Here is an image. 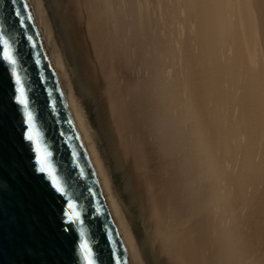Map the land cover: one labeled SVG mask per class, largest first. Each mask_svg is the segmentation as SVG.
<instances>
[{
	"label": "bare ground",
	"instance_id": "1",
	"mask_svg": "<svg viewBox=\"0 0 264 264\" xmlns=\"http://www.w3.org/2000/svg\"><path fill=\"white\" fill-rule=\"evenodd\" d=\"M130 264H264V0H28Z\"/></svg>",
	"mask_w": 264,
	"mask_h": 264
},
{
	"label": "water",
	"instance_id": "2",
	"mask_svg": "<svg viewBox=\"0 0 264 264\" xmlns=\"http://www.w3.org/2000/svg\"><path fill=\"white\" fill-rule=\"evenodd\" d=\"M0 42V264H130L28 0H0Z\"/></svg>",
	"mask_w": 264,
	"mask_h": 264
},
{
	"label": "snow or ice",
	"instance_id": "3",
	"mask_svg": "<svg viewBox=\"0 0 264 264\" xmlns=\"http://www.w3.org/2000/svg\"><path fill=\"white\" fill-rule=\"evenodd\" d=\"M0 59H5V60H7L8 63H12V64L15 63V61L12 60L10 56L4 55V49H3V46H2V42H0ZM17 83H19V81H17ZM21 94H22V90H21ZM20 103H23L22 99L20 100ZM29 120H30V117H29ZM27 140L30 141V142L35 143L34 138H33L32 135H28L27 136ZM37 163L40 165L39 171L41 173H43L45 171V163H46V161L37 160ZM56 190L59 191V186H56ZM66 222L70 223L68 221H66Z\"/></svg>",
	"mask_w": 264,
	"mask_h": 264
}]
</instances>
